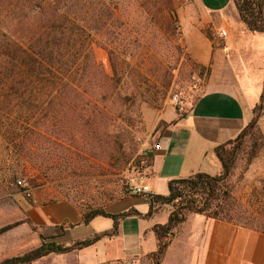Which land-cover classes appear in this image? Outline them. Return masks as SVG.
Returning <instances> with one entry per match:
<instances>
[{
    "label": "rangeland",
    "instance_id": "374dc122",
    "mask_svg": "<svg viewBox=\"0 0 264 264\" xmlns=\"http://www.w3.org/2000/svg\"><path fill=\"white\" fill-rule=\"evenodd\" d=\"M56 6L69 10L73 21L59 29L67 27L59 52L66 66L55 70L58 78H18L13 88L0 82V227L20 221L0 234V261L40 244L34 202L65 199L85 211L121 201L119 193L144 171L157 115L181 112L172 96L183 100L184 109L209 83L222 84L227 76L214 59L212 66L197 63L184 37L208 39L217 49L223 45L219 20H202L219 13L227 25L240 23L230 15L231 0H60ZM12 9V2L0 7V39L17 33ZM108 50L122 73L118 81ZM62 76L69 80L65 85ZM18 179L24 186L16 185ZM229 183L238 202L264 213V105L238 145ZM171 210L164 204L154 212ZM147 262L148 256L139 259ZM31 264L63 263L42 257Z\"/></svg>",
    "mask_w": 264,
    "mask_h": 264
},
{
    "label": "crops",
    "instance_id": "0c3cea01",
    "mask_svg": "<svg viewBox=\"0 0 264 264\" xmlns=\"http://www.w3.org/2000/svg\"><path fill=\"white\" fill-rule=\"evenodd\" d=\"M230 12L238 18L234 6ZM218 20V32H225L221 48L213 49L208 39L190 35L184 37V44L197 63L212 66L214 59L227 76L222 84L209 83L203 93L180 109L182 116L175 111H161L157 115L152 126L156 142L144 153L151 157L150 164L139 179L150 193L165 196L170 180L194 173H218L220 165L214 148L234 139L251 118L264 74V33L249 32L239 18L240 23L227 25L219 13H211L202 22L214 25ZM159 122L163 124L156 129ZM131 208L145 214L148 205L143 198L129 197L108 203L103 210L117 214ZM169 212L158 216L154 212L147 219L125 217L119 221L114 235L100 237L79 250L50 253L43 258H54L63 264L70 261L68 258L71 264H139L141 257L146 259L156 250L151 227L164 224ZM31 213L40 243L69 245L109 232L113 225L110 218L102 216L83 223L80 211L65 199L50 204L34 202ZM160 264H264V233L188 213L174 229Z\"/></svg>",
    "mask_w": 264,
    "mask_h": 264
},
{
    "label": "trees",
    "instance_id": "16d2710c",
    "mask_svg": "<svg viewBox=\"0 0 264 264\" xmlns=\"http://www.w3.org/2000/svg\"><path fill=\"white\" fill-rule=\"evenodd\" d=\"M60 0H0V7L9 2L15 9L9 10L13 21H16L17 33H9L5 39H0V82L10 84L11 88L22 81L40 82L43 78L57 77L55 70L66 66L60 56V42L66 35L64 23H73L69 18V10L59 12L56 6ZM239 20L249 32L264 33V0H231ZM111 71L117 81L122 73L111 50L107 51ZM66 68L65 70H67ZM64 70V71H65ZM49 77H48V76ZM47 76V77H45ZM69 77V76H68ZM63 85L69 80L62 76ZM264 105V77L258 101L251 109V118L241 132L232 140L214 148V155L220 164V171L214 175L194 173L185 178L168 181L167 195L153 193L132 195L145 200L148 210L140 214L134 209L117 214H108L103 210L105 205L96 208H86L80 211L82 222L87 223L95 216L110 218L113 221L109 232L94 235L84 240L75 241L69 245H59L53 242L41 243L31 250L0 261V264H31L50 253L65 254L87 247L103 236H112L117 232L120 220L128 216L148 218L159 206L168 204L172 207L164 224H154L151 230L156 239V250L148 257L153 264H160L174 229L181 224L188 213L204 216L231 223L233 225L264 233V213L257 214L247 205L237 201L233 195V187L229 177L234 167L236 150L244 136L256 125ZM179 117L181 112H176ZM163 124L159 122V125ZM157 125V129L158 126ZM161 126V125H160ZM159 126V127H160ZM151 157L145 156V167L150 164ZM128 190L119 193L117 200L129 195ZM115 200V199H114ZM256 202L252 203L254 205ZM20 221L0 227V234L18 225ZM41 240H43L41 238Z\"/></svg>",
    "mask_w": 264,
    "mask_h": 264
},
{
    "label": "built area",
    "instance_id": "2783aa9c",
    "mask_svg": "<svg viewBox=\"0 0 264 264\" xmlns=\"http://www.w3.org/2000/svg\"><path fill=\"white\" fill-rule=\"evenodd\" d=\"M224 36H225V32L223 30H220L217 33V37L218 38H223ZM172 103L179 109H182V107L184 106L183 100L177 94H174L172 96ZM155 148H157V146H155ZM16 185L19 186V187L24 186L23 180L18 179L16 181ZM129 192H130L131 195H139V194H148V193H150L148 188H147V186L144 183H140V181H138L137 184L132 185L129 188Z\"/></svg>",
    "mask_w": 264,
    "mask_h": 264
}]
</instances>
